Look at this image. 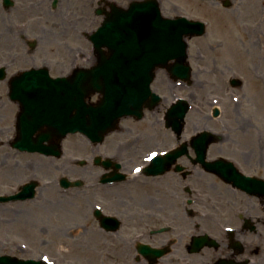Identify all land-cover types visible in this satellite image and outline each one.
<instances>
[{"label":"flooded vegetation","instance_id":"1","mask_svg":"<svg viewBox=\"0 0 264 264\" xmlns=\"http://www.w3.org/2000/svg\"><path fill=\"white\" fill-rule=\"evenodd\" d=\"M151 1L185 27L203 25L186 39L188 76L158 70V102L102 141L84 138L83 162L71 157L53 176L46 156L17 146L46 129L34 88L91 80L80 72L109 56L92 36ZM175 98L188 107L180 134L167 118ZM201 131L213 136L204 155L191 141ZM37 173L52 174L50 185ZM76 179L80 188L61 186ZM30 182L34 198L0 201V255L51 240L77 254L68 264H264V0H0V198ZM59 198L82 204L60 208Z\"/></svg>","mask_w":264,"mask_h":264},{"label":"water","instance_id":"2","mask_svg":"<svg viewBox=\"0 0 264 264\" xmlns=\"http://www.w3.org/2000/svg\"><path fill=\"white\" fill-rule=\"evenodd\" d=\"M151 9L148 12L131 11L123 20L124 24H128V28L125 25L126 29L120 36L121 39L116 38L115 40L112 33L105 31L111 28L98 32L94 41L97 46H107L111 50V63H106L94 71L101 76V79L91 80L84 84L80 81L70 83L74 86L75 95L70 97L74 99V104L71 103L68 109L74 110L75 115L65 120L66 127H61L64 120L55 119L53 122L58 123V129L56 127L48 129L58 141L67 134L76 133L87 136L93 141H100L105 134L115 128L119 118L134 114L140 115L147 101L150 98L155 99L149 88L154 70L164 66L169 59L184 57L183 37L194 33L189 28L184 30L179 19H163L157 5ZM59 84L57 81L48 82V86L42 88V98L62 97L55 94L59 90ZM86 84L88 86H84ZM94 93L102 95V102L97 106L86 105L85 98ZM50 107L59 114L67 112V105ZM210 136V134L203 133L194 141H206L208 144L211 141ZM45 140L44 137L36 146L31 141H26L29 146L27 150L49 154L53 152L52 148L59 149V144L46 146ZM0 264L46 263L0 257Z\"/></svg>","mask_w":264,"mask_h":264},{"label":"rangeland","instance_id":"3","mask_svg":"<svg viewBox=\"0 0 264 264\" xmlns=\"http://www.w3.org/2000/svg\"><path fill=\"white\" fill-rule=\"evenodd\" d=\"M162 14L164 16H167V13L164 9H162ZM193 134V131H189L186 132L184 135L187 138H189L191 135ZM83 141H84V137H82L79 134L76 135H70L68 136L67 140L63 142V149H64V155L61 159H50V158H46V157H41V161L43 162V164L46 163H50L51 161V166H50V170L51 172L54 173L53 176H60L62 175L63 171H64V166L69 163V159H71V157H73V161L75 162V159H82L83 158V154H84V149H83ZM55 160V161H54ZM74 174L72 175V177H82V170L80 167H74ZM29 174V173H28ZM30 174H33V172H31ZM37 178L40 180L41 182V186H48L50 184H47L46 181H50L51 178H53V176H51L52 174H50L49 176L45 174L39 175L38 173L36 174ZM51 176V177H50ZM50 177V178H48ZM42 195L45 197L46 193L43 192ZM79 196H81V193L79 194ZM81 200L82 199H78L74 202V200H68V199H58V205L60 208L62 207H70L71 206V202H74L76 204V202H79L80 206H81ZM36 202L41 203L43 206H48L47 202H43L42 199H38ZM50 206V205H49ZM69 244V243H67ZM27 245L29 246V249L25 252V253H21L19 258L20 259H41L42 257H45L46 260L52 264H68L66 261H64L65 259H67V255L66 254H71L72 250H70V252H68V250L66 249L67 245H65L62 248L57 249V246H61L62 243L59 241H51V240H46V241H28ZM1 253V251H0ZM73 254V253H72ZM74 256H76L77 254L74 253ZM58 259H57V258ZM80 257V256H79ZM72 258V257H70ZM79 260H82V258L80 257Z\"/></svg>","mask_w":264,"mask_h":264}]
</instances>
